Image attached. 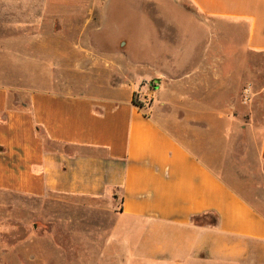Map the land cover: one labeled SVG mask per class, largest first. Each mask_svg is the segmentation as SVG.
Returning <instances> with one entry per match:
<instances>
[{
  "label": "crops",
  "instance_id": "1",
  "mask_svg": "<svg viewBox=\"0 0 264 264\" xmlns=\"http://www.w3.org/2000/svg\"><path fill=\"white\" fill-rule=\"evenodd\" d=\"M188 1L199 16L240 23L244 36L231 34L240 47L228 49V29L210 31L212 40L201 48L200 30L177 27L172 33L180 44L172 48L143 9L171 0H106L94 32L98 51L127 52L134 59L143 53L154 70L159 60L175 63L164 68H181L191 53L195 61L208 54L216 65L217 52L230 55L228 68L262 67L241 56L264 55V0ZM26 3L0 0V30L14 27L24 34L26 21H32L34 53L89 52L82 45L42 46V21L58 16L26 15ZM37 5L40 10V0ZM14 6L17 12L10 11ZM166 47L167 56H159ZM58 58L65 62L58 61L56 78L37 81L26 94L0 80V196L79 202L97 215L96 228L105 230L70 254L60 239H49L53 258L83 264H264V210L256 206L264 204V187L251 192L242 184L245 171L227 167L238 165L240 153L228 150L221 157L207 151L200 118L189 122L180 108L188 97L168 88L184 79L168 77L174 81L168 83L157 72L156 84L125 85L106 78L99 65L74 63L69 69L68 56ZM39 61L34 56L37 72ZM248 105V130L259 141L255 161L264 166V87Z\"/></svg>",
  "mask_w": 264,
  "mask_h": 264
},
{
  "label": "rangeland",
  "instance_id": "2",
  "mask_svg": "<svg viewBox=\"0 0 264 264\" xmlns=\"http://www.w3.org/2000/svg\"><path fill=\"white\" fill-rule=\"evenodd\" d=\"M26 2L24 9L26 15L40 12L42 15L58 16L53 20L46 17L42 21V46L82 45L87 47L89 52L82 54L69 49L68 53L61 54L47 51L34 53L32 21H26L24 34H19L14 27H10L8 31L0 30L2 34L7 33L0 36V80L7 83L12 91L26 94L34 89L37 81L49 77L55 79L58 61L61 60V64L65 62L58 58L63 55L68 56L66 68H72L74 63L78 66L93 63L97 67L99 65L104 68L106 78H112L114 83L156 84L154 78H157V72L165 73L166 78L162 75L160 77L168 83H174L173 80L176 78H183L184 83L170 85L168 88L174 93L180 92L188 97V101H180V108L182 107L184 113L188 114L189 122H198L194 118H200V138L207 151L221 157H224L228 150L240 153L238 165L231 163L227 167H237L236 169L245 171V181L242 184L251 192L254 188L264 187V166L256 164L255 161L259 143L258 134L248 130L250 124L248 104L256 89L264 87V55L241 56L243 61L247 60L249 64L254 62L262 65L258 69L228 68L230 55L227 53L224 56L217 52L216 65H213V57L209 58L208 54L205 56L202 54L201 60L195 61L191 53L180 64L181 68H164L173 67L175 63L166 65L164 64L166 61L162 63L159 60L155 65L158 69L154 70L146 64L143 53L135 54L134 59L132 58L134 56L127 52L113 55L98 51L94 32L100 25L99 18L106 0H40V10L37 0H26ZM124 6L123 4L122 7ZM19 7L21 8V5L17 8ZM12 8L11 12L18 11L16 6ZM143 9L152 16L156 27L162 31L161 34L166 35L164 40L169 41L167 44L172 48L180 44L178 42L180 38L172 33L177 27L200 30L201 48L208 46L210 39L212 40L210 31L227 29L228 41H225L228 49L239 48L240 42L231 34L237 31L244 36L246 31L240 23L226 24L199 16L188 0H171L165 6L144 4ZM182 15L183 19L180 17ZM177 16L179 20H176ZM214 39L216 38L213 37ZM220 39L221 37H217V44ZM238 39L240 40L241 37L239 36ZM221 41L223 43V40ZM211 51L214 53V48H211ZM158 53L159 56H167V47L163 53L160 50ZM34 56L40 58L38 72L34 70ZM103 60H106V65ZM108 66L112 69H107ZM149 75L153 77L149 78ZM36 76L41 78L38 80ZM168 77H172L173 80H169ZM181 113L183 114V111ZM241 161L244 164H240ZM66 205L55 200L0 196V264L85 263L77 258L66 261L58 257L56 260L50 252L51 238L60 239L63 252L66 250L70 254V252H79L83 240L96 238L105 231L96 228L97 215L81 209V203ZM73 205L76 207L73 208ZM256 206L264 210V204L256 203ZM32 240H36L35 244Z\"/></svg>",
  "mask_w": 264,
  "mask_h": 264
},
{
  "label": "trees",
  "instance_id": "3",
  "mask_svg": "<svg viewBox=\"0 0 264 264\" xmlns=\"http://www.w3.org/2000/svg\"><path fill=\"white\" fill-rule=\"evenodd\" d=\"M135 103H136V105H141V104H140L139 102H137V101H135ZM201 220H202V217H194V221H195L196 223H200Z\"/></svg>",
  "mask_w": 264,
  "mask_h": 264
}]
</instances>
